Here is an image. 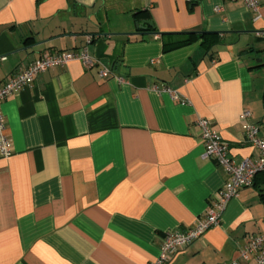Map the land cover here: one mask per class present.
Returning <instances> with one entry per match:
<instances>
[{"label": "crops", "instance_id": "crops-1", "mask_svg": "<svg viewBox=\"0 0 264 264\" xmlns=\"http://www.w3.org/2000/svg\"><path fill=\"white\" fill-rule=\"evenodd\" d=\"M81 48L95 67L52 68L2 103L13 154L0 157V264H152L227 180L203 158L199 118L235 163L258 157L240 116L264 138V0L258 13L242 0H0V87ZM164 86L179 99L154 91ZM256 234L264 173L169 264L230 262Z\"/></svg>", "mask_w": 264, "mask_h": 264}, {"label": "built area", "instance_id": "built-area-1", "mask_svg": "<svg viewBox=\"0 0 264 264\" xmlns=\"http://www.w3.org/2000/svg\"><path fill=\"white\" fill-rule=\"evenodd\" d=\"M242 1L249 10L255 13L260 11L261 0ZM215 10L216 12H220L222 11V7L217 6ZM73 61L81 62L87 69L95 67L98 63L85 48L43 54L28 66L15 71L0 87L1 158L8 159L13 154L12 141L7 133L6 120L1 107L4 100L17 94L24 87L33 84L40 74L55 67L66 66ZM98 74L101 78H107L112 73L110 68L103 67L99 70ZM121 81H123L122 78ZM154 91L158 94L165 92L173 99H179L177 92L166 86L162 88L155 87ZM249 117V111L245 110L242 112L240 116L242 128L246 141L258 150V157L256 159L247 158L240 163H235L230 158L229 146L222 140L213 124L205 118L197 120L196 125L200 132V140L204 145L203 158L214 160L226 173L227 180L218 193L213 205L202 217L198 218L194 227L185 230L168 231L164 234L160 254L152 264H169L181 249L191 245L211 228L218 226L231 200L237 198L242 189L252 186L257 174L264 173V138L260 136L258 126L248 123ZM238 252V259L224 264H245L250 260H253L255 264H264V234L248 237Z\"/></svg>", "mask_w": 264, "mask_h": 264}, {"label": "trees", "instance_id": "trees-1", "mask_svg": "<svg viewBox=\"0 0 264 264\" xmlns=\"http://www.w3.org/2000/svg\"><path fill=\"white\" fill-rule=\"evenodd\" d=\"M138 14H141V12H138L137 15H138ZM204 35H205V34H202V35H199V36H201V37L203 38ZM193 36H194V34H193V35H190V36H185L182 40L178 41L177 43H174V44L171 45V46H169V45L166 44L165 47H164V50H165V51H169V50L172 49V48L179 47V46H181V45H184V44H186V43H189L190 40L193 38ZM199 36H197V37H199Z\"/></svg>", "mask_w": 264, "mask_h": 264}, {"label": "water", "instance_id": "water-1", "mask_svg": "<svg viewBox=\"0 0 264 264\" xmlns=\"http://www.w3.org/2000/svg\"><path fill=\"white\" fill-rule=\"evenodd\" d=\"M142 23H143V24H147V25L150 24V22H147V21H144V22H142Z\"/></svg>", "mask_w": 264, "mask_h": 264}]
</instances>
